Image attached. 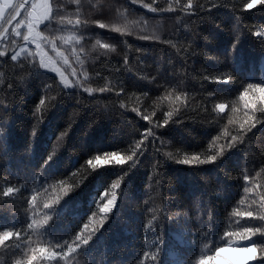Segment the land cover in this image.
Listing matches in <instances>:
<instances>
[{"label":"trees","instance_id":"1","mask_svg":"<svg viewBox=\"0 0 264 264\" xmlns=\"http://www.w3.org/2000/svg\"><path fill=\"white\" fill-rule=\"evenodd\" d=\"M246 2L193 0L204 10L153 13L143 5L167 9L169 0H80L79 5L51 0L53 19L40 24L39 31L55 40L57 51L51 45L45 48L78 86L64 89L58 75L39 67L38 56L17 62L10 55L0 58V233L21 232V238L6 242L10 246H0V264H26L33 249V264H65L64 259H43L40 249L46 256L70 243L84 223L90 228L100 225L102 214L89 202L93 194L99 199L124 172L129 175L118 193L115 218L105 222L99 239L70 264H139L144 251L154 250L146 247L144 231L154 215L162 237L160 264H198L201 256L213 255L214 247L248 246L249 241L238 236L230 242L224 239L225 232L264 227L259 219L232 215L234 209L264 215L259 199L264 195V114L259 111L264 103L256 99L255 111L244 108L245 100L259 97L258 91L249 90L245 100L240 98L248 84H264V37L256 35L264 32V5L247 10ZM14 14L6 13L0 30ZM61 17L79 18L82 25L74 28L61 23ZM21 19L24 11L9 35ZM61 37L83 39L64 44ZM13 38L15 45L6 41L10 54L23 42ZM103 44L111 47L104 49ZM104 87L111 90L98 91ZM41 98L45 105L34 115ZM219 103L226 105L222 113L215 107ZM165 113L171 120L160 126ZM252 115L261 123L248 131ZM149 128L156 139L148 137L143 154L127 161ZM233 136L239 142L228 148ZM221 146L224 153L213 162L193 159L206 160ZM111 152L124 157L126 164L90 170L89 159ZM49 155L54 160L45 166ZM184 159L193 162L178 163ZM9 187L17 191L5 196ZM245 187L253 192L246 193ZM57 199L56 212L45 215L44 205ZM46 216L55 220L49 231L27 230L33 219L43 222ZM153 239L149 235L148 243ZM253 239L256 255L264 256V237Z\"/></svg>","mask_w":264,"mask_h":264},{"label":"snow or ice","instance_id":"2","mask_svg":"<svg viewBox=\"0 0 264 264\" xmlns=\"http://www.w3.org/2000/svg\"><path fill=\"white\" fill-rule=\"evenodd\" d=\"M73 3L79 5L80 0H72ZM133 4L137 3L138 0H131ZM152 3H155V0H152ZM175 3V7L172 6V4ZM257 5H264V0H248L244 4V8L247 10H251ZM145 8H147L149 11L153 13H163V12H176L179 8L181 11L185 13H190L193 8H199L200 10H204L203 5L194 4L193 0H187L186 4H181V0H169V7L167 9H159L157 7H153L152 4H144ZM21 9H24V19L19 20L15 27L12 28V35H9L8 29L5 27L3 30H0V45H3V50H0V58L8 57L10 55V59L13 62L19 61L21 58L28 59L31 58L33 61H35L36 57L39 56V67L43 68L45 70H50L52 72H56L60 76V81L64 89H68L69 87L78 86V85H70L63 73L59 72V69H57L54 65V61H51V58L49 57L46 61L45 57L47 53L44 51L45 47L48 45H51V48L53 51H57V45L55 40H50L47 37H44L42 33L37 31V28L40 24L45 23L46 21H50L53 19V14L55 9L52 6L51 0H21L19 3H13V0H0V21H3L6 17V12L11 14L15 13L14 15L10 16V19H7V23L11 24L13 20H16L17 16L21 15ZM61 23H66L67 25H72L74 28H79L82 25V21L77 18L75 21L72 19H67L65 17L60 18ZM99 28H106L107 26L103 23H98ZM23 29H26L24 31ZM116 32H121L120 28H114L112 29ZM258 38L264 37V32L256 33ZM16 38H22L24 44L23 47H19L18 51L9 52L8 46L6 41L11 40L12 44L15 45V39ZM142 39H149V37L144 36L141 37ZM64 44H68L71 40L73 43H78L83 37H70L60 38ZM99 44L100 42L97 41ZM35 45L36 52H33L29 45ZM102 47L104 49H109L111 46L109 44H103ZM175 47V45H173ZM238 47V41L234 43L231 48L234 51ZM83 49H81L82 51ZM59 54V53H58ZM65 64H67V59L64 60ZM124 63L127 65L128 58H124ZM75 75V72L73 73ZM86 79V77H85ZM218 83L223 82L227 83V81H217ZM51 87V86H49ZM85 92L92 94L93 90L90 88L83 89ZM111 89L108 87L100 88L98 91L103 93L105 91H110ZM249 90H252L253 92L258 91L260 93L259 97H253L250 99L245 100V97H248ZM242 100H245L244 108L245 109H251L256 110V104L253 102L254 100L258 99L261 103H264V84H248L245 88L244 92L241 93ZM45 105V99L41 98L34 115H38L41 111V106ZM216 110L219 112H224L226 105L223 103H219L216 106ZM135 111V109H134ZM259 111L264 114V108H260ZM247 115V113H246ZM143 119L149 120L148 116H144ZM169 120H171V115L168 113H165V119L164 124L160 126H166L169 123ZM249 121H254L251 123V126L247 129L248 131H251V128L256 127V124L261 123V121L255 116H249ZM247 124L248 121H245ZM245 125L242 124L240 126V129H238V132L242 129H244ZM36 131H33L31 134L33 137L36 135ZM67 133H62V135H66ZM0 135H3L2 130H0ZM143 140L140 142H137L135 145V148H133V155L127 157V161H134L135 159H138L140 155L143 154V147H144V141L148 139V137H152L153 140L156 139L154 132L151 128L147 129L145 133L142 134ZM234 142H239L238 136H233L231 140L229 141L227 147L233 148L236 146ZM212 148V145H209V149ZM224 153V147L221 146L218 152L215 155H211L206 160H199L198 157H194L193 159L197 163H207V162H213L215 161L218 156H222ZM54 160V155H49L47 159L44 160V165L48 166L50 161ZM94 161V162H93ZM193 160L190 159H184L181 161H178V163L183 164H191ZM126 164V160L124 157L118 155L116 152L111 153H104V158H101L100 155H96L93 159H89L87 161V165L90 166L91 171H98L100 168L106 167V166H113V165H119L123 166ZM123 171V169H121ZM129 175L128 172H124V175L121 176L119 179L112 182L111 187L109 189H103L99 194V199H97L96 194H93L90 205L94 204L95 208L98 209V212L102 214L101 217V224L90 228L88 223H84L83 227L80 229L79 232L75 235V238L69 243L65 242L64 245H58V251L51 252L48 255H44V249L41 248L40 252L42 254V258L45 260H48L49 262L52 260H58V259H64L65 264H70V261L72 258L78 254L79 251L86 249L90 246V244L93 242L94 238L96 240L99 239V236L103 234V231H105V222H108L115 218L116 212L118 211V193L120 192V189L122 187V181H124L127 176ZM244 180L249 181L250 177L245 174ZM84 179H87V177H84ZM79 183H83V180H81ZM77 187L79 184L76 185ZM259 187V186H257ZM17 190L9 187L4 192L5 196L14 195ZM244 191L246 193L253 192V188L245 187ZM67 195V194H66ZM260 199V206L261 208H264V195H261L259 197ZM106 201V202H102ZM32 207L35 209L38 207V204L36 203V197H32ZM147 203V201H145ZM243 203V201H241ZM60 205V200L57 199L53 204H45V215L47 212H53L55 213L57 210V206ZM151 211V210H150ZM97 211H92V216H96ZM233 216L236 217H248L251 219H259L260 221H264V215L255 216L252 211H246V212H240L238 209H234ZM167 218V217H165ZM91 219V217H89ZM158 218L154 215L152 220H149L148 223L145 226V238H146V247L154 249L153 251H144L143 252V258L139 261V264H160V253H161V240L162 237L159 236L158 233V227L156 226V221ZM55 223L53 216H46V219L43 220V222H39L36 219H33L31 223H28L27 230H37V231H43L47 232L49 231ZM110 226V225H109ZM155 237L149 244L147 241L148 236ZM257 235L264 237V227H246L243 228L242 232L238 233H230L225 232L224 233V239L228 242H230V239L232 236H238L240 240H246L249 241L248 246L242 247V248H234L231 249L233 253H248V255H222V253H225L229 251V248L227 245L225 247H214V249H210L213 251V255L211 256H201L198 264H249V262H254L257 260L264 261V256L258 257L256 255L257 252V244L254 241V237ZM11 238H21V232L16 231H4L3 233H0V246L8 247L10 246L8 243ZM205 248H209V245H204ZM37 260V256L35 255V249H33V254L27 258L26 264H33L34 261ZM17 264H20L18 261Z\"/></svg>","mask_w":264,"mask_h":264},{"label":"rangeland","instance_id":"3","mask_svg":"<svg viewBox=\"0 0 264 264\" xmlns=\"http://www.w3.org/2000/svg\"><path fill=\"white\" fill-rule=\"evenodd\" d=\"M1 22H2V21H1ZM39 26H40V25H39ZM39 26H38V28H37V31H38V32H40V31H39ZM23 44H24V42H22L21 44L17 45L16 48H15L12 52H14V51H18V50H19V47H23ZM29 47H30L31 50H33L34 52L37 51L36 48H35V45L30 44ZM44 51L47 53V55H46V57H45L46 61H47L48 58L50 57V58H51V61H54V62H55L53 66H55L57 69H59V72L63 73V75H64L66 81H67L70 85H74V80H73V79H72V78H71V77L65 72L63 65H62L61 63H59V61H58V60H57V59H56V58H55L50 52H48L46 48L44 49ZM38 57H39V56H38ZM48 71H50V70H48ZM51 72H52V71H51ZM52 73H55L56 75L59 76V74L56 73V72H52ZM59 78H60V76H59ZM231 249H234V248H231ZM231 249L229 248V251H227V252H225V253H222V255H229V256H231V255H235V254L248 255V253H233V252L231 251Z\"/></svg>","mask_w":264,"mask_h":264},{"label":"water","instance_id":"4","mask_svg":"<svg viewBox=\"0 0 264 264\" xmlns=\"http://www.w3.org/2000/svg\"><path fill=\"white\" fill-rule=\"evenodd\" d=\"M23 11H24V9H21V13H22ZM18 17H19V16H17L16 19H17ZM15 21H16V20H13V21L11 22V24L7 23V25H6L5 27L8 29V31H9V29L14 25ZM5 27H4V28H5Z\"/></svg>","mask_w":264,"mask_h":264},{"label":"crops","instance_id":"5","mask_svg":"<svg viewBox=\"0 0 264 264\" xmlns=\"http://www.w3.org/2000/svg\"><path fill=\"white\" fill-rule=\"evenodd\" d=\"M16 0H13V3L15 2ZM7 13V12H6ZM6 15V14H5ZM0 23H1V21H0Z\"/></svg>","mask_w":264,"mask_h":264}]
</instances>
